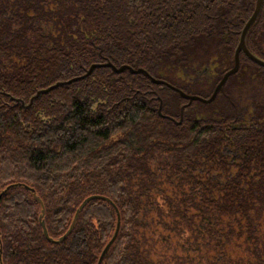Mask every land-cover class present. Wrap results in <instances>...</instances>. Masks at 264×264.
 I'll list each match as a JSON object with an SVG mask.
<instances>
[{
	"label": "trees",
	"instance_id": "obj_1",
	"mask_svg": "<svg viewBox=\"0 0 264 264\" xmlns=\"http://www.w3.org/2000/svg\"><path fill=\"white\" fill-rule=\"evenodd\" d=\"M254 5L0 0V193L13 184L0 196V264H96L114 234L115 207L120 226L101 264H146L135 232L143 196L156 188L157 204H172L158 187L162 169L201 212L238 216L252 232L264 217V67L243 53L216 99L184 106L180 123L172 117L186 100L176 91L107 66L28 107L13 97L28 102L37 89L107 60L208 96L233 65ZM246 43L264 59V4ZM157 156L164 167L152 163ZM91 195L99 196L73 223ZM78 232L80 253L69 248Z\"/></svg>",
	"mask_w": 264,
	"mask_h": 264
},
{
	"label": "rangeland",
	"instance_id": "obj_2",
	"mask_svg": "<svg viewBox=\"0 0 264 264\" xmlns=\"http://www.w3.org/2000/svg\"><path fill=\"white\" fill-rule=\"evenodd\" d=\"M163 158L157 156L152 163L164 167ZM167 176L162 169L158 187L172 204H157L156 188L143 196L135 244L146 264H264V217L253 221L254 229L249 233L245 220L238 216L201 212L199 202L189 200L187 188L180 190ZM69 244L80 253L83 233H76Z\"/></svg>",
	"mask_w": 264,
	"mask_h": 264
},
{
	"label": "water",
	"instance_id": "obj_3",
	"mask_svg": "<svg viewBox=\"0 0 264 264\" xmlns=\"http://www.w3.org/2000/svg\"><path fill=\"white\" fill-rule=\"evenodd\" d=\"M263 3H264V0H255V5H254V8H253V11L250 14V16L248 17V19L246 20V22L244 23L242 29H241V32H240V35H239V40H238L237 46H236L235 51H234L233 65L230 68H228L222 74V76L220 77V79L218 80L216 85L214 86L213 91L207 97H204L202 95L195 94V93H187L183 89L171 84L170 82H168V81H166V80H164L162 78H158V77L153 76L146 68H144L142 66L131 65V64H128V63H121V64L117 65V64L113 63L112 61L107 60V61H94V62L90 63V65L86 68V70L82 74L75 75V76H73L71 78H68V79H59V80H56L55 82H53V83H51V84H49V85H47L45 87H41V88L37 89L36 92L29 98L28 102H26L25 99L21 98V97H13V98H14V100L16 102H20L22 106L28 107L41 94L47 93L51 89L56 88V87L61 86V85H64V84H67V83H69L71 81H74V80H77V79H80V78H84V77L90 75L96 68L106 67L107 66V67H110L115 72H122L124 70H128L130 73H142L145 76H147L153 83L161 84L162 86L169 87L172 90L178 92L181 97H184V98L187 99V102L185 103V105H189L193 100H198V101H201L203 103L212 102L215 99V97L217 96L218 92L223 89V86H224L225 82L227 81L228 77L238 71V69L240 67V55H241V52L244 53V55L247 56L254 63L264 67V59L259 57V56H257L256 54H254L249 49V47L247 46V43H246L247 33H248L249 29L251 28V26L255 23L257 17L259 16V14L261 12V9H262V6H263ZM158 111H159V113H161V102H160ZM12 185L13 184L8 185L0 193V196L2 195V193L6 189H8ZM94 196H99V195L88 196L80 203L78 209L76 210V213H75V216H74V219H73V223H74L75 219L77 218L80 209L87 203V201H89ZM111 203L113 204V202H111ZM114 207H115V205H114ZM115 209L117 211V223H116V228H115L114 234L112 235L110 240L103 247V249H102V251H101V253H100L99 257H98V260H97L96 264H101L102 263V260H103V258L105 256L106 252L108 251L109 247L111 246V244L115 240L116 235L118 233L119 226H120V217H119V212H118L116 207H115ZM73 223H72V225H73ZM41 225L43 226V230H44L45 236L48 237V233H47V230H46V228L44 226V222L43 221L41 222ZM68 232L69 231H67L64 235H62L59 238V240H62L66 236V234Z\"/></svg>",
	"mask_w": 264,
	"mask_h": 264
},
{
	"label": "flooded vegetation",
	"instance_id": "obj_4",
	"mask_svg": "<svg viewBox=\"0 0 264 264\" xmlns=\"http://www.w3.org/2000/svg\"><path fill=\"white\" fill-rule=\"evenodd\" d=\"M263 4H264V3H263ZM262 7H263V6H262ZM261 10H262V9H261ZM257 18H258V17H257ZM247 46H248V45H247ZM241 53H242V52H241ZM243 54H244V53H243ZM240 56H241V55H240ZM246 57H247V56H246ZM252 62H253V61H252ZM259 66H260V65H259ZM262 67H263V66H262ZM229 68H230V67H229ZM226 70H227V69H226ZM226 70H225V71H226ZM238 70H239V69H238ZM225 71H224V72H225ZM224 72H223V73H224ZM237 72H238V71H237ZM237 72H236V73H237ZM223 73H222V74H223ZM234 74H235V73H234ZM232 75H233V74H232ZM221 76H222V75H221ZM230 76H231V75H230ZM230 76H229V77H230ZM229 77H228V78H229ZM219 79H220V78H219ZM227 80H228V79H227ZM217 82H218V81H217ZM225 83H226V82H225ZM215 85H216V84H215ZM224 85H225V84H224ZM223 87H224V86H223ZM168 88H169V87H168ZM170 89H171V88H170ZM213 89H214V88H213ZM212 91H213V90H212ZM221 91H222V90H220L219 92H221ZM185 92H186V91H185ZM219 92H218V93H219ZM177 93H178V92H177ZM187 93H188V92H187ZM178 94H179V93H178ZM210 94H211V93H210ZM210 94H209V95H210ZM209 95H208V96H209ZM217 95H218V94H217ZM204 97H207V96H204ZM216 97H217V96H216ZM216 97H215V99H216ZM183 98H184V97H183ZM184 99H185L186 102H187V99H186V98H184ZM215 99H214V100H215ZM214 100H213V101H214ZM194 101H198V100H193L192 102H194ZM213 101H212V102H213ZM186 102H185V103H186ZM192 102H191V103H192ZM198 102H201V101H198ZM185 103H184L183 106L181 107V114H180L179 119H175V118L172 117V119H173L176 123H180L181 120H182V109L184 108V106H189V105H191V103H190L189 105H185ZM202 103H203V102H202ZM209 103H211V102H209ZM158 110H159V109H158ZM158 112H159V111H158ZM160 114H162V112H161ZM162 115H165V114H162Z\"/></svg>",
	"mask_w": 264,
	"mask_h": 264
}]
</instances>
